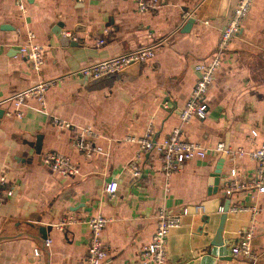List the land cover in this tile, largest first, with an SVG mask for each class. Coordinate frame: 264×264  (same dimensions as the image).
Segmentation results:
<instances>
[{"label": "crops", "instance_id": "crops-1", "mask_svg": "<svg viewBox=\"0 0 264 264\" xmlns=\"http://www.w3.org/2000/svg\"><path fill=\"white\" fill-rule=\"evenodd\" d=\"M159 1L154 12H140L136 0H25L24 11L15 0H0V108L5 110L0 119V176L12 190L0 200V264H88L89 227L61 223L68 216L97 214L110 219L101 231L104 264H141V248L156 230L161 207L174 213L188 209L180 225L169 231L166 264H249L230 250L238 233L250 225L249 210L228 212L223 244H211L227 199L229 207L262 209L254 216L252 248L264 255V193L251 184L255 161L248 154L223 157L214 150L222 142L250 152L264 142V0H253L221 56L205 95V118L193 115L187 122L179 114L199 78L194 66L211 60L238 0H226L223 16L218 15L222 0ZM191 17L194 23L182 31ZM27 31L43 48L39 72L19 52ZM60 36L76 44H62ZM99 39L103 44H97ZM155 44V56L139 63L134 74L119 72L88 85L76 73ZM52 80L57 82L46 89L45 112L30 97L23 116L14 115L13 95ZM53 116L90 127L101 150L83 155L74 146L75 130L59 129ZM149 126L156 143L179 128L184 140L208 150L206 158L189 160L165 178L160 154L153 148L136 161L135 176L131 164L139 144L126 138L141 137ZM51 152L69 156L78 173L61 176L52 171L42 162ZM215 171L219 185L214 193L208 189ZM234 180L244 188L226 193ZM109 182L117 183L113 197L104 191ZM200 203L206 212L195 214L193 206Z\"/></svg>", "mask_w": 264, "mask_h": 264}, {"label": "built area", "instance_id": "built-area-1", "mask_svg": "<svg viewBox=\"0 0 264 264\" xmlns=\"http://www.w3.org/2000/svg\"><path fill=\"white\" fill-rule=\"evenodd\" d=\"M17 7L25 10V0H15ZM253 0H238L233 7L225 25L223 26L219 40L214 49L213 56L208 63H197L194 69L199 73L191 95L180 111L179 118L181 122H187L191 116L195 115L200 119H204L207 113V104L205 95L209 85L214 81L218 67L221 62V56L228 49L230 41L239 31L241 24L246 17ZM138 10L140 12H154L160 6L159 0H136ZM67 37L76 40L74 36L67 33ZM34 33L27 31L26 43L20 47V54L26 58L35 72H39L44 63L43 48L41 45L33 42ZM104 39H99L97 44H103ZM158 44L132 50L121 55L105 59L94 64L80 68L76 73L85 79L92 80L99 78L108 73L118 74L126 66L137 62H144L155 56V48ZM57 81H40L33 87L20 91L13 95L10 100L14 107L12 111L17 117L24 114V107H27L26 99L34 97L40 105V111L45 112V92L50 86L55 85ZM53 124L59 129H74L76 136L74 146L77 150L83 153L86 157L90 156L94 151L101 149L94 145V137L96 134L90 127H81L73 125L71 122L62 118L53 116ZM253 136H256L255 130L251 131ZM129 141H134L139 144V150L134 155V162L131 164L133 174H138V165L136 161L141 159L144 152L150 151L153 148L157 149L160 154L162 163V173L165 178H169L173 173L182 169L183 165L194 158L204 159L208 154V150L198 144L186 141L182 138V133L179 128L173 129L166 137L156 143L153 140V132L149 126L141 137H127ZM215 152L226 156L245 155L248 154L255 161V171L251 179L253 189L258 193H264V142L257 145L252 151L247 152L242 148L232 149L219 142L214 148ZM42 162L49 166L50 169L61 176H73L78 173V167L72 162L69 156L51 152L42 157ZM231 174L235 176L236 171L232 170ZM244 188V185L239 181H230L225 188L226 193L239 191ZM117 189L116 182H109L105 185L104 191L110 197H113ZM12 194V190L7 185L4 175L0 176V200ZM249 210L251 212L250 225L243 231L238 233L233 245H231V253L249 264H256L259 258L252 248V239L255 235V220L254 216L262 209L257 205L246 206L243 204H233L228 208V212L237 214L238 212ZM264 210V209H263ZM222 212V207L220 210ZM195 214L205 213L203 204L193 206ZM188 214L187 208H182L179 212L174 213L161 207L156 213V230L151 240L143 245L140 251L141 264H166L168 247L167 238L171 228L180 225L181 217ZM110 219L101 214L89 217H72L68 216L61 224H70L73 222H81L87 224L90 231V240L88 247V264H104L107 258V251L104 248L101 231ZM264 241V234H263ZM49 243V240H47ZM35 255H39L38 249L34 251Z\"/></svg>", "mask_w": 264, "mask_h": 264}, {"label": "water", "instance_id": "water-1", "mask_svg": "<svg viewBox=\"0 0 264 264\" xmlns=\"http://www.w3.org/2000/svg\"><path fill=\"white\" fill-rule=\"evenodd\" d=\"M225 6H226V0H222V4H221V7L219 9V12H218V15L219 16H223L224 15V10H225ZM194 18H188L186 23L184 24V27L182 28V31H185V30H188L192 24L194 23ZM59 32H57L56 34H59ZM60 42L62 44H71V45H75L76 42L75 41H71L69 38L67 37H64V36H60ZM138 64L137 62H134L128 66H126L125 68H123L121 70V72H127V73H131V74H134L137 69H138ZM116 74L114 73H108V74H105L99 78H96V79H92V80H87V84H94V83H97L101 80H104V79H107V78H110V77H114ZM5 113V110L3 108H0V119L3 117ZM226 155L223 154V157H225ZM219 173V171H215V177L213 178V181H212V185L210 186V189L208 190H211L213 191L214 193L217 191L218 189V185H219V176H217ZM229 205H230V200L227 199L225 201V204L222 208V213L220 215V219H219V223H218V226L216 228V231H215V234L213 236V239L211 241V244L212 245H222L223 244V238H222V234H223V230H224V226H225V221H226V218H227V214H228V208H229ZM41 234H42V238H44V240L46 239V235H45V230L43 228H41Z\"/></svg>", "mask_w": 264, "mask_h": 264}, {"label": "rangeland", "instance_id": "rangeland-1", "mask_svg": "<svg viewBox=\"0 0 264 264\" xmlns=\"http://www.w3.org/2000/svg\"><path fill=\"white\" fill-rule=\"evenodd\" d=\"M256 264H264V255L258 258V261Z\"/></svg>", "mask_w": 264, "mask_h": 264}]
</instances>
